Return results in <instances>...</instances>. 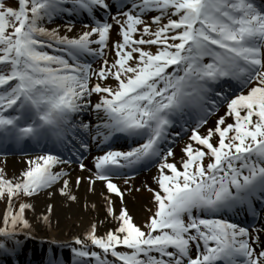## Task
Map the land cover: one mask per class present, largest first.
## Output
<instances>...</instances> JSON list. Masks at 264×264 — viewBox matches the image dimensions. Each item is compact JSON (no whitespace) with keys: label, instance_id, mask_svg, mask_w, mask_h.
<instances>
[{"label":"snow or ice","instance_id":"1","mask_svg":"<svg viewBox=\"0 0 264 264\" xmlns=\"http://www.w3.org/2000/svg\"><path fill=\"white\" fill-rule=\"evenodd\" d=\"M25 141L24 169L0 168V257L60 227L36 204L59 195L96 214L59 245L71 264H264V223L227 218L264 210V0H0V151ZM150 167L141 226L118 181Z\"/></svg>","mask_w":264,"mask_h":264},{"label":"bare ground","instance_id":"2","mask_svg":"<svg viewBox=\"0 0 264 264\" xmlns=\"http://www.w3.org/2000/svg\"><path fill=\"white\" fill-rule=\"evenodd\" d=\"M55 26V25H52ZM220 111H223L222 109ZM218 112L216 115H219ZM215 116L211 117L208 121V125H212L214 123ZM203 130V129H202ZM185 140V139H184ZM182 140L175 152L179 154V149L181 144L183 143ZM27 158L25 159H19V160H8L6 161V172L9 176H11L13 173H19L21 170L24 169L26 166ZM92 159H89L88 162L85 164L88 167H91ZM71 169L72 175L75 176L77 174H81L79 169ZM155 169H153L150 173L145 175L144 177L140 178L139 181H137L136 186L143 188L141 186L144 183H148L150 186H152L151 177L154 175ZM87 174V173H84ZM84 187L81 186L79 190V195L81 198L84 196ZM137 197V196H136ZM135 194H126L124 197L125 205L127 207V210L129 213L133 216L135 222L139 219H141L144 216L145 210L144 206L142 204H138L136 200ZM89 202H91L94 198L89 194L88 196ZM45 202H50L53 204V216L58 217L60 221V227L56 228L53 227L51 230L43 229L40 232L36 233V235L32 238H24V244L21 248V254L25 257H34L38 254V251L44 250L47 248L48 245L54 244L50 243V241H55L56 244L64 243L65 245H71L73 243V237L81 233L82 230L88 226L89 221L93 218L94 213H90L88 209L84 208V202L83 199L80 200L79 203H69L68 206H65L62 203V198L57 195L55 196L51 201H48V198L46 197H38L36 200V204L38 208H43ZM100 220L103 219V213H99ZM55 223V221H54ZM108 225H103L99 227V231L103 232L104 227H107Z\"/></svg>","mask_w":264,"mask_h":264},{"label":"rangeland","instance_id":"3","mask_svg":"<svg viewBox=\"0 0 264 264\" xmlns=\"http://www.w3.org/2000/svg\"><path fill=\"white\" fill-rule=\"evenodd\" d=\"M4 162L3 161H0V168H4ZM136 183L137 181H133V182H130L129 185L125 186L124 184L121 185V188H126V187H130L132 188L133 190L132 191H126L125 193L131 195V194H135V197H136V200L138 202V204H142V206H144V210H145V213H144V216L139 219L137 221V224L138 225H143L145 219L147 218V216L150 214L149 210H151L152 212H154V202L151 200V194L148 193L144 188H141V187H137L136 186ZM141 186H142V183H141ZM136 188H139L140 190L139 191H135ZM3 208V205L0 204V210H2ZM22 238V237H20Z\"/></svg>","mask_w":264,"mask_h":264},{"label":"water","instance_id":"4","mask_svg":"<svg viewBox=\"0 0 264 264\" xmlns=\"http://www.w3.org/2000/svg\"><path fill=\"white\" fill-rule=\"evenodd\" d=\"M61 244H64V243H61Z\"/></svg>","mask_w":264,"mask_h":264}]
</instances>
